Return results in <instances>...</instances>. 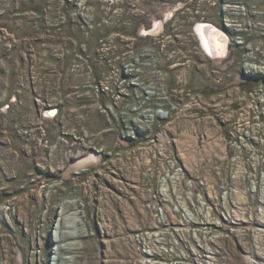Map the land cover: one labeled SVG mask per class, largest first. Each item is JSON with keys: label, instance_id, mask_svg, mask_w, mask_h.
I'll list each match as a JSON object with an SVG mask.
<instances>
[{"label": "rangeland", "instance_id": "374dc122", "mask_svg": "<svg viewBox=\"0 0 264 264\" xmlns=\"http://www.w3.org/2000/svg\"><path fill=\"white\" fill-rule=\"evenodd\" d=\"M0 264H264V0H0Z\"/></svg>", "mask_w": 264, "mask_h": 264}, {"label": "bare ground", "instance_id": "6f19581e", "mask_svg": "<svg viewBox=\"0 0 264 264\" xmlns=\"http://www.w3.org/2000/svg\"><path fill=\"white\" fill-rule=\"evenodd\" d=\"M161 24V21H156L154 23L155 26L151 31L155 32L157 28H160ZM194 32L195 35H197L201 48L209 56L215 58L224 56L226 54V48L228 46V36H226L227 34L221 31L215 25L209 22H198V24L195 26ZM49 112L53 113V111ZM79 164H81V162L78 161L75 165ZM68 235H70L69 231Z\"/></svg>", "mask_w": 264, "mask_h": 264}, {"label": "built area", "instance_id": "2783aa9c", "mask_svg": "<svg viewBox=\"0 0 264 264\" xmlns=\"http://www.w3.org/2000/svg\"><path fill=\"white\" fill-rule=\"evenodd\" d=\"M51 111H53V110H51ZM47 112H48V114H50V115H52V114L54 113V111H53V113H50L49 110H48Z\"/></svg>", "mask_w": 264, "mask_h": 264}]
</instances>
